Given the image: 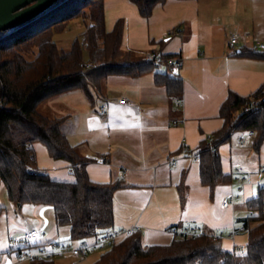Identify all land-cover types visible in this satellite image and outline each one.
I'll use <instances>...</instances> for the list:
<instances>
[{
  "label": "crops",
  "instance_id": "1",
  "mask_svg": "<svg viewBox=\"0 0 264 264\" xmlns=\"http://www.w3.org/2000/svg\"><path fill=\"white\" fill-rule=\"evenodd\" d=\"M117 19L123 20L121 48L130 53V61L144 60L150 50L181 57L178 69L157 68L182 80L181 96L171 98L154 82L153 71L110 74L92 99L73 89L43 100L39 111L64 118L61 130L69 143L92 158L86 163L90 179L121 183L113 195L114 228L139 225L146 246L168 243L190 226L219 236L225 250H242L250 214L246 201L264 186V140L256 148L254 134L233 131L218 146L222 171L232 181L213 191L200 181L196 152L201 140L222 125L219 107L228 91L246 95L264 82V55L240 53L249 48L264 51L255 46L257 40L264 42V0H165L148 17L130 0H104L106 29ZM229 33L238 35L234 49L228 46ZM33 146L39 168L54 179L74 180L68 161L50 157L41 142ZM3 188L0 182V205L5 208L0 226L5 224L8 242L35 227L46 240L69 244L61 239H70L69 228L56 225L50 206L14 204L21 218L7 214L1 203L8 199ZM76 242L70 247H77ZM100 253L98 248L85 256L69 251L52 260L93 264ZM25 262L29 264L0 241V264Z\"/></svg>",
  "mask_w": 264,
  "mask_h": 264
},
{
  "label": "trees",
  "instance_id": "2",
  "mask_svg": "<svg viewBox=\"0 0 264 264\" xmlns=\"http://www.w3.org/2000/svg\"><path fill=\"white\" fill-rule=\"evenodd\" d=\"M130 1L141 16L148 17L165 0ZM76 18L84 21V30L68 49H60L54 33L64 31ZM122 33V19L106 29L104 0H55L29 20L0 31V182L15 205L50 206L56 225L68 226L75 241L114 228L113 195L121 183L90 179L86 163L92 158L69 143L61 130L64 118L46 116L38 105L73 89L92 99L110 74L137 76L153 71L154 82L163 85L171 98H179L183 90L179 77L157 70L150 60L130 61V53L121 48ZM240 53L264 55L251 48ZM219 116L222 125L201 140L196 152L200 181L210 191L232 181L222 171L218 146L233 131L252 130L256 148L264 140V82L246 95L229 90ZM36 141L50 157L69 162L74 180L54 179L37 166ZM246 204L250 214L242 250H225L219 236L204 232L177 233L168 243L143 246L138 230L101 250L93 264H264V186ZM3 210L0 205V215ZM29 264H53V260L40 257Z\"/></svg>",
  "mask_w": 264,
  "mask_h": 264
},
{
  "label": "built area",
  "instance_id": "3",
  "mask_svg": "<svg viewBox=\"0 0 264 264\" xmlns=\"http://www.w3.org/2000/svg\"><path fill=\"white\" fill-rule=\"evenodd\" d=\"M238 40V35L236 33H229L228 35V46L232 49L235 48ZM255 46L260 49H264V42L257 40ZM146 60H150L157 67L160 66H170L178 69L181 65V57L177 54H168L163 52H158L155 50H150L145 56ZM90 62L86 64L88 66ZM248 107H245L247 110ZM105 106L100 107V112L105 113ZM250 134H254L252 130L248 131ZM185 151V148L184 150ZM231 199V198H230ZM230 200H226L222 203L223 206H226ZM140 230L139 225H134L130 227L123 228H113L107 232H104L98 236H93L85 238L79 241L77 247H70L69 244H59L54 240H46L45 234L41 230L30 227L22 230L21 234L17 237H11L10 248L15 251L16 257L18 260L22 259H36V258H46L51 259L56 255H61L66 252H71L72 254L85 256L94 248L99 250H104L111 244L131 235L135 231ZM180 233H199V231L190 226H186L182 229ZM34 248V251L31 249Z\"/></svg>",
  "mask_w": 264,
  "mask_h": 264
},
{
  "label": "water",
  "instance_id": "4",
  "mask_svg": "<svg viewBox=\"0 0 264 264\" xmlns=\"http://www.w3.org/2000/svg\"><path fill=\"white\" fill-rule=\"evenodd\" d=\"M55 0H0V31L37 15Z\"/></svg>",
  "mask_w": 264,
  "mask_h": 264
},
{
  "label": "rangeland",
  "instance_id": "5",
  "mask_svg": "<svg viewBox=\"0 0 264 264\" xmlns=\"http://www.w3.org/2000/svg\"><path fill=\"white\" fill-rule=\"evenodd\" d=\"M84 27H85L84 26V21L81 18L73 19L72 21H70L68 23V25L64 29V31L54 33L53 40L56 42L57 46L60 49H68L70 47V44L73 41V39L76 38V37H80V33L84 30ZM157 68L160 69V70H163V67H157ZM103 158H104L103 156H100V159L101 160H103ZM3 193H5V198H6L7 197L6 196V191H5L4 188H3ZM1 203H3L5 205V207L7 209V211H6L7 214H13V215L16 216L17 219H20L21 218L20 213L19 214L18 213L16 214L15 211H14V209L17 208V207H15L14 203H12L11 201H8V199H5L4 202H1ZM23 206H26V205L24 204ZM4 210H5V208H4ZM23 210L24 209H22V211ZM22 211H21V214H23ZM5 214L2 215V218H3V221L2 222L3 223H5V217H4ZM4 228H5V224H3V225L0 226V241H1V243L3 245H5L7 243H9V245H11V243L8 242V240L6 238V233H5ZM61 239H62V242H64V243L67 242L70 245L71 244H77V242L75 240H72V239H68L67 240L65 237H63ZM22 260H27V259H22ZM25 264H26V262H25Z\"/></svg>",
  "mask_w": 264,
  "mask_h": 264
}]
</instances>
